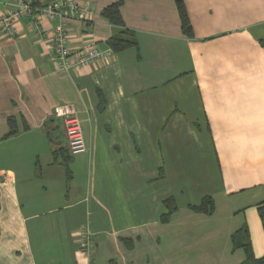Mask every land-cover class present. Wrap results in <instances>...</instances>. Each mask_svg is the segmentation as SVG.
<instances>
[{
    "label": "crops",
    "instance_id": "crops-1",
    "mask_svg": "<svg viewBox=\"0 0 264 264\" xmlns=\"http://www.w3.org/2000/svg\"><path fill=\"white\" fill-rule=\"evenodd\" d=\"M78 1L92 11L64 10L71 50H112L85 68L51 58L59 17L0 29V264H241L244 224L264 256V0H184L191 37L176 0ZM115 1L138 41L120 51L107 40L123 27L102 15ZM16 10L0 0V16ZM62 105L87 147L70 178L53 156L68 147ZM9 117L20 133L2 139ZM206 195L212 214L190 208Z\"/></svg>",
    "mask_w": 264,
    "mask_h": 264
},
{
    "label": "built area",
    "instance_id": "built-area-1",
    "mask_svg": "<svg viewBox=\"0 0 264 264\" xmlns=\"http://www.w3.org/2000/svg\"><path fill=\"white\" fill-rule=\"evenodd\" d=\"M16 0L17 10L0 16V29L6 33L13 34L15 22L21 12L32 14L39 12L48 19H60L55 27L54 35L50 47V55L56 67L63 72H70L74 69L85 68L97 59L109 53L111 48L101 50L92 45L80 52H73L69 45V31L65 25V9L69 11H80L84 14L91 13V9L86 4H81L78 0ZM38 27H40L38 25ZM54 115L62 118L65 124L67 144L72 154L85 152L87 150L81 119L76 115L74 109L67 105L59 106L55 109ZM82 239V246L90 258L92 254L93 240L92 234L87 229H82L79 233ZM89 264H92L91 262Z\"/></svg>",
    "mask_w": 264,
    "mask_h": 264
},
{
    "label": "trees",
    "instance_id": "trees-1",
    "mask_svg": "<svg viewBox=\"0 0 264 264\" xmlns=\"http://www.w3.org/2000/svg\"><path fill=\"white\" fill-rule=\"evenodd\" d=\"M35 4H38L35 0ZM122 1H115L106 5L102 9V15L106 17L110 23L117 26H122L123 28L118 32V34L112 35L107 43L115 51H120L131 46H137L138 41L135 32L131 29L124 27V19L121 12ZM176 6L181 21L182 32L187 36H193V26L190 20V16L184 0H176ZM9 131L4 134L2 139H7L11 136L20 133V128L17 124V120L14 117H9L8 119ZM53 156L55 161L63 164L66 169V175L68 178L72 176V171L70 168L71 161L73 159V154L70 152L68 147H59L53 149ZM164 204L167 211L162 215V220L167 221L173 212L177 210V204L174 197H167L164 199ZM216 203L211 195H206L202 198L201 202L198 204L190 205V208L197 212H202L205 214H212L215 210ZM258 212L262 219V224L264 228V201L258 204ZM232 246L233 249L241 248L245 252V258L241 264H264V256H256L252 239L250 235V229L247 224L242 225L232 234Z\"/></svg>",
    "mask_w": 264,
    "mask_h": 264
},
{
    "label": "rangeland",
    "instance_id": "rangeland-1",
    "mask_svg": "<svg viewBox=\"0 0 264 264\" xmlns=\"http://www.w3.org/2000/svg\"><path fill=\"white\" fill-rule=\"evenodd\" d=\"M59 121H60V125H63L64 124V120L63 119H59ZM65 134H66V132H65ZM66 138H67V136H66ZM9 146H11V143L9 141H7L6 144H5V147H7V148H4L5 152L9 149Z\"/></svg>",
    "mask_w": 264,
    "mask_h": 264
}]
</instances>
